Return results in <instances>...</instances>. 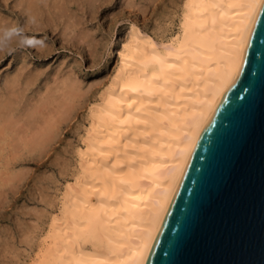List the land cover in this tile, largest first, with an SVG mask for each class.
Wrapping results in <instances>:
<instances>
[{"label":"bare ground","instance_id":"obj_1","mask_svg":"<svg viewBox=\"0 0 264 264\" xmlns=\"http://www.w3.org/2000/svg\"><path fill=\"white\" fill-rule=\"evenodd\" d=\"M21 1L29 15L24 21L23 29L33 32L43 30L36 19L38 16L43 17L45 6L47 9L53 7L50 0ZM92 1L94 0H86L89 5ZM261 4V0H183L179 30L165 40L154 38L131 22L127 37L117 50L118 63L114 73L86 106L88 125L82 136V145L77 146V167L72 178L66 180L64 190H61L59 206L51 213L47 229L42 231L30 264H146L190 155L211 114L216 110L221 95L237 77L236 65L240 52L242 49L245 51ZM68 6L70 7L69 4ZM57 9L63 10L61 7ZM8 26L9 24L2 28L0 23V51L5 43L10 47L18 43L16 35L9 33ZM64 27L65 31L67 28ZM23 47L25 48L24 45ZM34 55L41 57L47 53L38 52ZM29 70L25 68L23 72L6 77L4 84H0L1 129H4L7 125L5 122L10 117L15 125L23 122L29 125L36 116L33 112H40L35 107L31 112L22 113L19 110L20 113L14 116L20 106L23 90L20 83L25 84L22 87H27L29 80L33 81L34 71ZM52 78H55L54 75ZM67 81L63 79L61 84L67 87ZM46 88L49 90V86ZM87 88L84 91H88L85 90ZM58 90L61 92L60 88ZM43 93L46 95L47 92L44 90ZM61 94L69 96L67 90ZM53 96L57 99V95ZM67 104L69 106L70 103ZM59 107L61 108L58 106V109ZM47 108L49 109H44ZM20 114L24 117L23 122H20ZM52 118L54 120L55 117ZM48 126L49 124L46 127ZM35 133L32 139L37 135ZM39 142L34 144L38 145ZM32 144L29 149L33 148ZM43 152L41 153L44 154ZM10 157L12 160V155ZM40 218L41 215L39 220ZM34 234L36 235V231ZM28 237L26 234L25 239Z\"/></svg>","mask_w":264,"mask_h":264},{"label":"rangeland","instance_id":"obj_2","mask_svg":"<svg viewBox=\"0 0 264 264\" xmlns=\"http://www.w3.org/2000/svg\"><path fill=\"white\" fill-rule=\"evenodd\" d=\"M83 1L84 0H64V2H59L58 0H50L51 4L53 5V7L51 8L52 10L47 9V7L45 6L42 11L43 17L38 16L36 19L43 30L40 29L33 32L23 29L24 21L29 15L24 10V3L21 0H0V23L2 25V28H5L6 25L9 24V28L7 27V29H9V33H13L18 38V43L16 45L10 47L9 44L5 43L3 50L0 51V84H4V80L6 79V77L9 78L10 76L19 73L20 71L23 72L25 68L28 70L30 69L29 71L33 69L32 71L34 72L31 71L34 74H32V76L35 77H33V81L29 80L30 83L27 87H22L25 84H23L22 82L20 83V86L23 90L21 92L19 103L20 106L18 107V111L15 112L16 114L14 113V116L19 114L20 111L22 113L34 111L35 107L37 110H40V112L36 111L38 113L33 112V114H35L36 116L34 115L35 119L33 118V122L29 123V125L24 124V122L22 121L24 117L20 114V122H23L19 123L21 125H15L14 122H12V119H10L12 117H10L7 121L9 122V124L5 122V124L7 125L4 126V129H1L0 126V131L2 132V136L0 132V146L2 145L0 147V175H2L0 176V264H30L32 257L37 251V245L42 231H45V229H47L51 213H54L55 208L59 206V198L62 191L64 190V184L66 180H70L72 178V173L77 167V146L82 145V136L84 134L85 127L88 125L86 106H88L89 100H92L93 95L97 94L100 88L102 89V86L114 73V70L118 63L117 50L120 48L121 43L126 39L127 29L130 24H136L141 30L150 33L152 36H154V38L158 40H165L176 34L179 30L183 0H94L91 2V5L94 3L92 5L93 7L87 4L88 2H86V0L84 2ZM68 4L70 5V7L68 6ZM59 7H61L63 10L57 11V8ZM43 19H45L44 21H46L47 19V21L44 22ZM49 23L52 24L50 25ZM63 27L67 29H65L64 31ZM60 31H62V33ZM85 31L88 32L86 33ZM63 32L66 33V35ZM69 32L70 35L68 36ZM71 34H73V38L71 37ZM66 38L68 40H66ZM35 43L37 46L35 45ZM23 45L25 46V48L23 47ZM28 52L30 54L29 56ZM38 52H44L47 53V55L37 57L34 54ZM107 52L109 53V55ZM18 62L20 63L18 64ZM23 62L25 65L22 64ZM37 69H39V71ZM61 73L62 75H66L67 77L65 76V78L64 76L60 75ZM5 74H7L8 76ZM57 74L59 77L57 76ZM53 75L55 77L54 79L52 78ZM76 78H78V80ZM63 79H65V81H67V79L71 81H67V87H65L66 85L64 86L61 84ZM48 80L51 81L49 82ZM58 80L60 81V83ZM77 81L78 83L76 84ZM96 82L98 83V86ZM41 83L44 84L42 85ZM46 83L47 86H49V90L48 88H46ZM73 83L75 85H73ZM76 85L77 87H75ZM32 86H34L35 88ZM87 86H89L90 88H87ZM36 87H39V90ZM56 87L60 88L61 92L58 90V88L56 89ZM81 87L82 89H80ZM85 87L87 88L85 90H88L89 92L84 91ZM43 89L45 90V93H49H46L45 95L43 93ZM50 89L53 90V93H51L52 90ZM64 90H67V94H69V96L66 94L63 96L61 94ZM36 91L38 92L37 94ZM28 92L29 96L27 95ZM83 92H85V94ZM38 94H40V96ZM30 95H32L33 97ZM44 95L50 97L47 98ZM53 95H57V99H55L56 97ZM44 97L49 100L44 99ZM51 97L53 98V100H51ZM58 98L60 100H58ZM34 99L35 101H33ZM63 99L65 101H63ZM67 103H70L69 106ZM42 105L44 108L49 107V109L47 108L48 110L46 109L47 112L49 111V114L42 107ZM57 105L61 106V108L59 107L58 109ZM72 106L74 108H72ZM37 114H39L40 116ZM52 117H55L54 120ZM38 121L39 124H37ZM43 123L45 124L43 125ZM51 123L52 125H50ZM48 124L49 130L48 127H46ZM75 126L77 127L75 128ZM45 131H47V133ZM35 132H37L38 136L35 135V138L32 139V135L36 134ZM41 133L44 135L43 138L41 137ZM19 134L22 136H19ZM24 137L27 139H25ZM40 137L42 141H40ZM35 142H39V144L36 143L38 145H35ZM45 142L46 144H44ZM27 143H33V148L29 149L28 147H31V145L28 144L29 146H27ZM19 146L22 147V150ZM43 150H47V153L43 152ZM19 151L21 153H19ZM40 151L46 154L44 155ZM11 155L12 160L10 157ZM64 168L66 169L64 170ZM11 173L13 174L10 177ZM3 185H5V187ZM13 185H16V187H14ZM38 214L39 217L41 215L40 220ZM34 222H38V225ZM35 231L37 236L34 234ZM26 234L27 236H29L27 239H25ZM30 234L32 236H30ZM28 240L30 243L28 242Z\"/></svg>","mask_w":264,"mask_h":264},{"label":"water","instance_id":"obj_3","mask_svg":"<svg viewBox=\"0 0 264 264\" xmlns=\"http://www.w3.org/2000/svg\"><path fill=\"white\" fill-rule=\"evenodd\" d=\"M232 215L239 229L211 238L221 216ZM146 264H264V2L241 71L190 155Z\"/></svg>","mask_w":264,"mask_h":264},{"label":"snow or ice","instance_id":"obj_4","mask_svg":"<svg viewBox=\"0 0 264 264\" xmlns=\"http://www.w3.org/2000/svg\"><path fill=\"white\" fill-rule=\"evenodd\" d=\"M261 2H264V0H261ZM245 47H246V45H245ZM244 56H245V51L242 49L240 52V59L236 65V75L237 76L239 75V73L241 71V66L244 63ZM238 229H239V223H238L237 217L235 215H232L231 217H228V218L221 216L219 225L213 226V233H212L211 238L215 239L218 236H220L221 230L225 233H228L231 236ZM206 239H208V237H201L200 241L203 242ZM192 241L194 243L197 242V237L193 236Z\"/></svg>","mask_w":264,"mask_h":264}]
</instances>
